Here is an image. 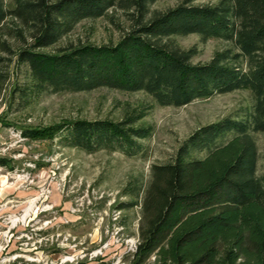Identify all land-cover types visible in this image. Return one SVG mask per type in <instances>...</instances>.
<instances>
[{
    "label": "trees",
    "instance_id": "1",
    "mask_svg": "<svg viewBox=\"0 0 264 264\" xmlns=\"http://www.w3.org/2000/svg\"><path fill=\"white\" fill-rule=\"evenodd\" d=\"M156 1L0 0V93L10 72L21 66L26 78L10 93L22 101L46 91L107 87L142 91L154 104L179 107L250 91L253 102L243 116L197 127L170 161L150 166L139 201L137 242L122 264H264V172L257 173L254 138L255 132L264 133V0H181L151 10ZM115 8L129 21L115 43L56 46L81 20ZM191 33L203 41H231L233 48L193 62L196 47L183 48L175 40ZM138 120L76 119L22 127L20 135L57 138L88 153L107 149L134 156L142 150L140 139L152 134V127L136 125ZM0 166L12 170L14 161L0 156ZM134 188L131 193L138 196Z\"/></svg>",
    "mask_w": 264,
    "mask_h": 264
},
{
    "label": "rangeland",
    "instance_id": "2",
    "mask_svg": "<svg viewBox=\"0 0 264 264\" xmlns=\"http://www.w3.org/2000/svg\"><path fill=\"white\" fill-rule=\"evenodd\" d=\"M180 1L157 0L150 8L164 10ZM128 23L121 9H110L104 16L81 20L56 46L115 43ZM175 40L183 48L196 47L193 62H206L216 50L233 48L231 41H203L196 33ZM2 68L11 71L13 66L4 64ZM25 78V67H17L0 93V156L14 161L12 170L0 166V264H75L77 260L122 264L124 253L137 242L139 201L150 166L170 161L197 127L226 116L241 117L253 102L246 89L195 99L179 107L154 104L142 91L107 87L46 91L24 101L12 98L14 83L21 84ZM133 116L139 118L136 125L152 127L151 136L140 139L142 150L134 156L107 149L88 153L64 146L57 138L28 140L20 135L21 128L30 125L76 119L118 121ZM254 138L257 173L262 174L264 133L255 132ZM134 185L138 196L131 193ZM136 201L138 204H128Z\"/></svg>",
    "mask_w": 264,
    "mask_h": 264
},
{
    "label": "bare ground",
    "instance_id": "3",
    "mask_svg": "<svg viewBox=\"0 0 264 264\" xmlns=\"http://www.w3.org/2000/svg\"><path fill=\"white\" fill-rule=\"evenodd\" d=\"M30 208H31V206H30ZM30 208H29V209H30ZM29 209H28V210H29ZM30 210H31V209H30ZM26 214H27V213H26ZM26 214H25V215H26ZM25 215H24V216H25ZM23 219H24V218H23Z\"/></svg>",
    "mask_w": 264,
    "mask_h": 264
},
{
    "label": "built area",
    "instance_id": "4",
    "mask_svg": "<svg viewBox=\"0 0 264 264\" xmlns=\"http://www.w3.org/2000/svg\"><path fill=\"white\" fill-rule=\"evenodd\" d=\"M22 264V263H21Z\"/></svg>",
    "mask_w": 264,
    "mask_h": 264
}]
</instances>
